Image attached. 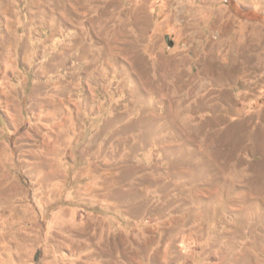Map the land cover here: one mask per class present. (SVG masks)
<instances>
[{"label":"rangeland","instance_id":"rangeland-1","mask_svg":"<svg viewBox=\"0 0 264 264\" xmlns=\"http://www.w3.org/2000/svg\"><path fill=\"white\" fill-rule=\"evenodd\" d=\"M0 264H264V0H0Z\"/></svg>","mask_w":264,"mask_h":264}]
</instances>
